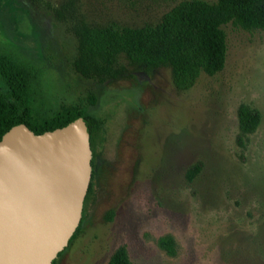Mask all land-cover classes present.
<instances>
[{
	"label": "rangeland",
	"instance_id": "1",
	"mask_svg": "<svg viewBox=\"0 0 264 264\" xmlns=\"http://www.w3.org/2000/svg\"><path fill=\"white\" fill-rule=\"evenodd\" d=\"M68 1L90 24L140 27L182 0H0V44L43 70L46 113L97 96L85 106L102 121L91 197L56 264H107L121 246L133 264H264V31L223 26L224 70L187 91L166 67L97 84L71 68L76 41L55 15ZM242 103L262 121L240 144ZM167 235L174 256L158 244Z\"/></svg>",
	"mask_w": 264,
	"mask_h": 264
},
{
	"label": "trees",
	"instance_id": "2",
	"mask_svg": "<svg viewBox=\"0 0 264 264\" xmlns=\"http://www.w3.org/2000/svg\"><path fill=\"white\" fill-rule=\"evenodd\" d=\"M73 6V1H68L55 12L76 41L71 68L97 84L129 75L130 68L153 70L166 67L171 70L176 90L187 91L196 85L202 73L215 76L224 70L228 45L223 26L232 24L246 31H264V0H182L158 23L140 27L117 22L93 25ZM42 77L43 70L39 66L0 44V140L13 126L21 123L41 134L83 117L90 132L92 148L102 121L87 115L85 106L96 105V94L88 90L84 105L62 104L58 111L48 114L45 112ZM238 120V140L242 144L243 137L258 129L262 114L242 103L238 108ZM201 170V164L196 163L186 171V175L193 181ZM91 192L92 184L84 209ZM79 231L80 227L70 243ZM158 244L169 255L176 254L172 236L161 237ZM107 264H133L127 247L116 249Z\"/></svg>",
	"mask_w": 264,
	"mask_h": 264
},
{
	"label": "water",
	"instance_id": "3",
	"mask_svg": "<svg viewBox=\"0 0 264 264\" xmlns=\"http://www.w3.org/2000/svg\"><path fill=\"white\" fill-rule=\"evenodd\" d=\"M83 117L36 134L13 126L0 140V264H54L80 227L93 174Z\"/></svg>",
	"mask_w": 264,
	"mask_h": 264
},
{
	"label": "flooded vegetation",
	"instance_id": "4",
	"mask_svg": "<svg viewBox=\"0 0 264 264\" xmlns=\"http://www.w3.org/2000/svg\"><path fill=\"white\" fill-rule=\"evenodd\" d=\"M99 140V133L97 132V134H95L94 136V140H93V146H92V151H93V160H92V166L94 168V163L96 161V157H97V153H96V147H97V142ZM92 179H93V174H92ZM91 184H92V181H91ZM91 195L89 196V199H90ZM88 199V200H89ZM60 256V255H59ZM56 261V260H55ZM56 264V263H55Z\"/></svg>",
	"mask_w": 264,
	"mask_h": 264
}]
</instances>
